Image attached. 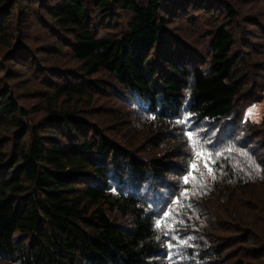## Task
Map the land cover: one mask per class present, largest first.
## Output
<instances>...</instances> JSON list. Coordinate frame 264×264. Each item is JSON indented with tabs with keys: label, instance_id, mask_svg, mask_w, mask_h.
<instances>
[{
	"label": "trees",
	"instance_id": "1",
	"mask_svg": "<svg viewBox=\"0 0 264 264\" xmlns=\"http://www.w3.org/2000/svg\"><path fill=\"white\" fill-rule=\"evenodd\" d=\"M0 74V264H264V0H0Z\"/></svg>",
	"mask_w": 264,
	"mask_h": 264
},
{
	"label": "rangeland",
	"instance_id": "2",
	"mask_svg": "<svg viewBox=\"0 0 264 264\" xmlns=\"http://www.w3.org/2000/svg\"><path fill=\"white\" fill-rule=\"evenodd\" d=\"M250 110H251V115H249ZM263 114H264V95L261 101L257 102L256 104L246 109L245 118L258 121Z\"/></svg>",
	"mask_w": 264,
	"mask_h": 264
},
{
	"label": "snow or ice",
	"instance_id": "3",
	"mask_svg": "<svg viewBox=\"0 0 264 264\" xmlns=\"http://www.w3.org/2000/svg\"><path fill=\"white\" fill-rule=\"evenodd\" d=\"M249 115H251V110H250V112H249ZM189 135V138H191V133H189L188 134ZM204 155V153L203 152H199V153H197V156L199 157V156H203ZM205 166H207V164L205 165ZM196 167V165L194 164L193 165V168H195ZM209 174H211V169L209 168ZM187 181H188V178L186 177L185 178V182L187 183ZM169 215V213H165V216H168ZM157 226H159V222H158V225Z\"/></svg>",
	"mask_w": 264,
	"mask_h": 264
}]
</instances>
